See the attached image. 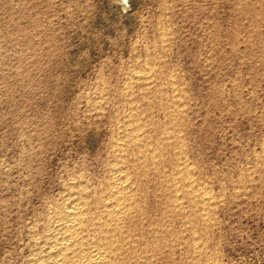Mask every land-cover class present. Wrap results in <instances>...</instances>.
<instances>
[{
  "label": "rangeland",
  "instance_id": "rangeland-1",
  "mask_svg": "<svg viewBox=\"0 0 264 264\" xmlns=\"http://www.w3.org/2000/svg\"><path fill=\"white\" fill-rule=\"evenodd\" d=\"M139 125L143 218L170 229L149 264H264V0H0V264H29L51 199ZM182 161L201 218L166 212Z\"/></svg>",
  "mask_w": 264,
  "mask_h": 264
},
{
  "label": "bare ground",
  "instance_id": "bare-ground-1",
  "mask_svg": "<svg viewBox=\"0 0 264 264\" xmlns=\"http://www.w3.org/2000/svg\"><path fill=\"white\" fill-rule=\"evenodd\" d=\"M144 77L148 78V76ZM150 79L149 82L152 80ZM172 98L174 100L170 101V107L173 108V112V110H178L179 102L174 97ZM135 105L128 115L132 121H136L138 117H141L140 113L143 114ZM170 123L176 129L178 125L176 120L171 119ZM127 125L125 126L126 128ZM139 128H141L140 125L130 130L119 129L120 133H122L121 139L126 141V143L119 141L117 143L114 142L116 146L112 144L113 147H116L117 155L114 154L115 157L111 158V160H108V158V161L105 160L106 164L104 170H102L104 173H102V176L99 174L101 177L96 180L99 181L97 186H91L94 183L90 184L88 182L89 179H86L88 176L84 177L79 172V177L68 183L69 191H65L60 200L52 201L51 199L48 206L49 211L46 216H43V230L41 229V232H36L32 236L33 249L29 255V264H149L153 258V255L151 256L152 258L150 257L151 251L164 249L166 252V254L164 253L165 256L168 255L169 244L167 239L170 229L165 225L162 228H160L161 226L158 227V221L155 222L156 219L155 221L144 219L147 216L145 215L144 217L146 207L143 205L142 197L148 182L145 183L142 177L147 176L148 163L151 159L155 161L156 153L158 152H154V149H151L152 145L150 148L148 147L151 142L148 141L149 143L147 144L148 138H145L147 129L144 136ZM174 135L176 134L171 136L173 137ZM171 136H169V139ZM124 145L127 146V149L130 147L132 151L130 156L124 154V152L122 153ZM151 162L153 163V161ZM180 165L176 174L179 173L184 177L175 186V193L168 195L169 203L166 207V212L168 214L173 212L177 214L176 212H178L180 215L182 207L188 202L189 205L195 208L194 210L199 214L198 217L201 218L203 216L202 210L211 197L208 196L209 193L205 189L198 185L197 178L191 174L193 173L192 167L186 161L180 162ZM88 175H90L89 171ZM183 216L187 217L186 214H183ZM189 221L191 222V219ZM163 223L165 224L164 221ZM156 224L157 226L154 227ZM194 233L193 240L197 242L199 234ZM158 237L162 238V240L158 241ZM199 242L197 245H199ZM197 245L196 248H199ZM149 252H151L150 255Z\"/></svg>",
  "mask_w": 264,
  "mask_h": 264
}]
</instances>
